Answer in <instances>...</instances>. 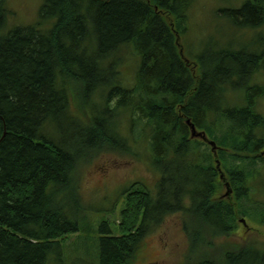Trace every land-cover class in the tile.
I'll return each mask as SVG.
<instances>
[{
    "label": "trees",
    "instance_id": "trees-1",
    "mask_svg": "<svg viewBox=\"0 0 264 264\" xmlns=\"http://www.w3.org/2000/svg\"><path fill=\"white\" fill-rule=\"evenodd\" d=\"M192 1L43 0L34 24L5 31L0 0V264L60 259L76 233H97L93 264H134L176 212L188 234L183 264H264V242H224L241 219L264 227L254 187L264 174V36H253L264 33V0L224 10L248 45L208 42L188 59L181 41ZM115 112L138 136L123 134ZM75 117L86 123L73 128ZM187 120L216 142L217 158ZM66 122L64 137L48 132ZM139 139L156 191L145 181L115 189L124 204L113 232L88 216L81 167L104 152L134 155ZM220 169L230 197L219 196Z\"/></svg>",
    "mask_w": 264,
    "mask_h": 264
},
{
    "label": "rangeland",
    "instance_id": "rangeland-1",
    "mask_svg": "<svg viewBox=\"0 0 264 264\" xmlns=\"http://www.w3.org/2000/svg\"><path fill=\"white\" fill-rule=\"evenodd\" d=\"M243 2L244 0H193L189 9L188 29L181 41L185 56L188 59L192 57L195 59L208 42H215L221 48L248 45L245 29H237L224 12L226 9L238 8ZM42 3L43 0H6L8 15L5 31L14 26L34 24L38 19ZM253 36L254 40H259L264 33H254ZM122 52L125 54V59L129 55H134L131 47L123 48ZM131 60L133 59H128V61ZM114 103L115 101H112L111 105L113 106ZM258 110L264 114V98L259 101ZM72 111L75 114L74 109ZM112 117L121 119V128L123 127L122 132L125 136L130 139L133 135L138 136L137 131L127 122L128 116L115 112ZM70 121L73 128L86 123L76 117ZM66 124L67 122L59 131H53L49 124L48 132L55 137H64ZM139 141L142 143L134 144V155L104 152L94 161L85 162L81 167L80 192L83 202L89 207L88 216L96 220V224L97 220L109 222L113 232L117 228L124 204V198L120 199L119 192L114 190L121 187L124 190L132 188V184L136 181H145L150 187L157 185L154 172L147 168L148 163L149 168L154 167L149 160L148 144L140 139ZM155 187L151 188L152 191H156ZM254 187L258 197L264 200V174L255 180ZM226 189L224 184L220 195L222 193L224 195ZM183 222L181 212L166 215L162 224L155 227L154 231L146 237L143 249L137 252L134 264H183L186 261L185 253L188 249V234L183 229ZM97 230L100 233V229L97 228ZM96 234L92 236V233H76L68 236L67 242L64 243L62 257L59 259L58 256L51 255L46 264H93V257L87 248L91 245L89 241ZM251 238H254L257 244L263 243L264 227L244 220L243 223H239L236 233L225 238L224 242L228 245L230 243L244 244L246 241H252Z\"/></svg>",
    "mask_w": 264,
    "mask_h": 264
},
{
    "label": "water",
    "instance_id": "water-1",
    "mask_svg": "<svg viewBox=\"0 0 264 264\" xmlns=\"http://www.w3.org/2000/svg\"><path fill=\"white\" fill-rule=\"evenodd\" d=\"M188 123H190V120H188ZM191 125V129H192V133H193V135H196L197 134V130H196V128H195V126H194V124H190ZM199 134V133H198ZM200 135V134H199ZM212 143V145H214V147H215V142H211ZM215 149V148H214ZM228 185V184H227ZM228 187H229V185H228ZM231 192V189H229L228 188V192H227V194H229Z\"/></svg>",
    "mask_w": 264,
    "mask_h": 264
},
{
    "label": "bare ground",
    "instance_id": "bare-ground-1",
    "mask_svg": "<svg viewBox=\"0 0 264 264\" xmlns=\"http://www.w3.org/2000/svg\"><path fill=\"white\" fill-rule=\"evenodd\" d=\"M2 5V4H1ZM152 82V81H151ZM167 121V120H166ZM165 123V122H164ZM163 124V123H162ZM216 188V187H215Z\"/></svg>",
    "mask_w": 264,
    "mask_h": 264
}]
</instances>
